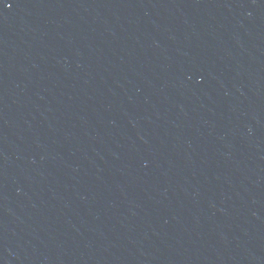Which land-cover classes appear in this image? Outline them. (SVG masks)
<instances>
[{"label":"water","instance_id":"obj_1","mask_svg":"<svg viewBox=\"0 0 264 264\" xmlns=\"http://www.w3.org/2000/svg\"><path fill=\"white\" fill-rule=\"evenodd\" d=\"M0 264H264V0H0Z\"/></svg>","mask_w":264,"mask_h":264}]
</instances>
